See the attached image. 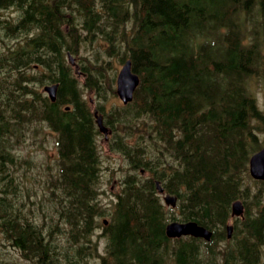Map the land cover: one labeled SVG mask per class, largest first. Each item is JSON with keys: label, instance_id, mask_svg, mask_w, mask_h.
<instances>
[{"label": "trees", "instance_id": "obj_1", "mask_svg": "<svg viewBox=\"0 0 264 264\" xmlns=\"http://www.w3.org/2000/svg\"><path fill=\"white\" fill-rule=\"evenodd\" d=\"M8 6L21 13L0 19V264H19L12 251L27 264H260L264 180L248 159L264 143V0H0ZM81 47L91 52L80 55V86L67 52ZM110 57L130 58L139 83L126 104L98 106L125 169L101 203L99 130L83 89L115 95ZM47 82H58L53 102L38 89ZM33 123L53 130L57 150L35 200L23 179L36 163L15 152ZM238 198L244 216L228 238ZM170 220L212 237L170 238Z\"/></svg>", "mask_w": 264, "mask_h": 264}, {"label": "rangeland", "instance_id": "obj_2", "mask_svg": "<svg viewBox=\"0 0 264 264\" xmlns=\"http://www.w3.org/2000/svg\"><path fill=\"white\" fill-rule=\"evenodd\" d=\"M16 8L10 7L7 9L0 10V19H4L6 17H12L14 15ZM5 14V15H4ZM4 17V18H3ZM91 52V47H81L79 51L74 54V59L78 63L83 61L80 55H86ZM112 60L111 66H113V70H117L121 64H118L115 60V57H110ZM78 80L80 84L82 82V76L78 75ZM85 92V91H83ZM85 92L86 97H93L92 93ZM90 95V96H88ZM104 105L102 106L103 109H108L112 104H120L119 98L115 95L108 94L106 99L102 100ZM261 101V95H260ZM96 102V98H95ZM94 104L91 106L93 107ZM120 130V129H118ZM112 131V129H111ZM121 131V130H120ZM259 132V138L264 140V132ZM26 136H24L23 140L20 141L15 146V152L22 155L30 157L35 163L36 166L30 167L25 171L23 183L30 187V194L29 197L35 200V197L31 194L32 191H36V195H41V191L43 190V181L44 179L49 176V173L53 171L56 164V157H57V150L54 146V134L42 123H33L28 131H25ZM111 137V132L108 134L107 138L103 136L102 133L98 135V145L100 150V166H101V177H102V186L101 188L104 189V193L99 194V199L101 203L108 202L118 191V179L121 176L122 172L125 169L119 168V165H123L124 162L122 161V155L109 146V140ZM109 148V149H108ZM145 174H149L145 172ZM144 174V175H145ZM24 193V191H23ZM25 194V193H24ZM27 198V196L25 195ZM101 226L98 228L97 232L92 234V238H95L97 233L100 232ZM99 240L100 237H98ZM102 245L99 247L101 249ZM0 248L2 246L0 245ZM15 255L19 264H27V260L21 258L17 251H12ZM93 263L94 260H91ZM90 262V263H91ZM260 264H264V253L261 257Z\"/></svg>", "mask_w": 264, "mask_h": 264}, {"label": "water", "instance_id": "obj_3", "mask_svg": "<svg viewBox=\"0 0 264 264\" xmlns=\"http://www.w3.org/2000/svg\"><path fill=\"white\" fill-rule=\"evenodd\" d=\"M116 93L121 98L123 102H127L131 100L133 91L139 82V76L136 72L132 71L131 61L130 59H126L121 67L119 68L116 75ZM45 90L48 91L51 99L55 98V89L56 84L45 86ZM94 115L96 116V122L99 129L107 135V128L102 123L101 115L97 114L94 111ZM249 173L252 177L257 179H264V145L255 151L249 157ZM156 188L160 193H163V187L156 181ZM163 199L167 205L174 206L176 203V196L166 193L163 195ZM232 215L243 216V203L241 200L236 199L232 202L231 205ZM106 222V220H103ZM227 236H230L231 233V225L226 226ZM165 233L168 237H179L181 235H192V236H200L209 240L211 237V231L204 226L198 224L194 220L188 221H178L173 220L166 224Z\"/></svg>", "mask_w": 264, "mask_h": 264}, {"label": "flooded vegetation", "instance_id": "obj_4", "mask_svg": "<svg viewBox=\"0 0 264 264\" xmlns=\"http://www.w3.org/2000/svg\"><path fill=\"white\" fill-rule=\"evenodd\" d=\"M10 7H13V6L3 7V8H0V10H3L5 8H10ZM20 13H21L20 10L16 9L13 15V20H17L18 17L20 16Z\"/></svg>", "mask_w": 264, "mask_h": 264}, {"label": "bare ground", "instance_id": "obj_5", "mask_svg": "<svg viewBox=\"0 0 264 264\" xmlns=\"http://www.w3.org/2000/svg\"><path fill=\"white\" fill-rule=\"evenodd\" d=\"M5 15V14H4ZM4 18V17H3ZM24 21V20H23ZM21 27V26H20ZM81 27V26H80ZM19 30V29H18ZM95 55H96V53H95ZM53 59V58H52ZM22 63V62H21ZM26 64V63H25ZM52 68V67H51ZM41 85V84H40ZM260 88V87H259ZM129 132V131H128ZM99 135V134H98ZM109 149V148H108ZM227 239V238H226ZM221 240V239H220Z\"/></svg>", "mask_w": 264, "mask_h": 264}]
</instances>
